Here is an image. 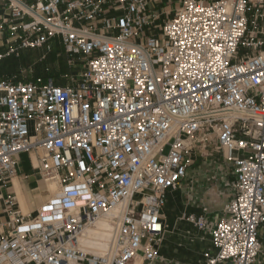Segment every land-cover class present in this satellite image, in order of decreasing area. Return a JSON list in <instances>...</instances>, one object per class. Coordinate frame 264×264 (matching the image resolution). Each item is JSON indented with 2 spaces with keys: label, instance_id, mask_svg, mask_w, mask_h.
Segmentation results:
<instances>
[{
  "label": "built area",
  "instance_id": "1",
  "mask_svg": "<svg viewBox=\"0 0 264 264\" xmlns=\"http://www.w3.org/2000/svg\"><path fill=\"white\" fill-rule=\"evenodd\" d=\"M1 1L0 63L52 52L58 38L73 83L0 77V264H154L167 192L191 153L213 146L232 165L235 195L212 231L217 252L200 264H257L264 0H181L168 11L160 0ZM22 153L58 186L28 212L9 192ZM104 219L106 251H86L83 232ZM188 220L207 227L205 215Z\"/></svg>",
  "mask_w": 264,
  "mask_h": 264
},
{
  "label": "crops",
  "instance_id": "2",
  "mask_svg": "<svg viewBox=\"0 0 264 264\" xmlns=\"http://www.w3.org/2000/svg\"><path fill=\"white\" fill-rule=\"evenodd\" d=\"M6 14V7L0 0V18ZM2 43L0 51L6 49V43ZM58 85L65 86L67 83ZM34 161L37 163L35 157ZM18 171L10 182L9 192L16 194L24 211L33 210L49 197L44 193L39 176L38 184L31 185L30 177H26L29 173L20 171L19 167ZM234 179L232 165L223 159L221 153H191V164L181 186L167 192L164 210L167 229L159 245L162 258L154 264H200L206 252H217L212 231L218 221L228 215L224 208L234 198ZM189 215H205L207 227L199 229L188 220ZM260 236L263 248L257 264H264V226L260 229ZM135 264L147 263L137 260Z\"/></svg>",
  "mask_w": 264,
  "mask_h": 264
},
{
  "label": "rangeland",
  "instance_id": "3",
  "mask_svg": "<svg viewBox=\"0 0 264 264\" xmlns=\"http://www.w3.org/2000/svg\"><path fill=\"white\" fill-rule=\"evenodd\" d=\"M180 1L181 0H160L157 5L165 11H168L177 7L180 4ZM157 31L160 32V29L158 28ZM51 44L53 45V50L49 53H47L44 48L27 49L21 53L19 60H15L16 62L14 64H12V58L5 59L0 63V75L2 69L3 71H7L8 69H13V67L17 66L18 68L14 71L13 75L17 76L19 79L36 80L38 77H41L45 81L52 80L56 85L73 83V69L68 63V55L65 52L64 46L58 38H55ZM0 46H3L2 41H0ZM81 66L82 63L79 62L76 68ZM30 126V133L34 134L32 122L30 123ZM168 148L169 147L165 149V152L168 151ZM210 152H216L214 146ZM19 170L31 175L29 178L31 185L38 184V176L32 168V163L28 153H23L19 157ZM42 183L47 184L45 182ZM43 190L45 195L49 194V188L43 187Z\"/></svg>",
  "mask_w": 264,
  "mask_h": 264
},
{
  "label": "bare ground",
  "instance_id": "4",
  "mask_svg": "<svg viewBox=\"0 0 264 264\" xmlns=\"http://www.w3.org/2000/svg\"><path fill=\"white\" fill-rule=\"evenodd\" d=\"M42 185L45 188L46 187L49 188V194H48L49 198L58 189L56 183H47V184L42 183ZM108 226H109L108 222L104 219L99 221L95 226L87 228L81 236V244L83 248L91 253L104 254L109 244L110 232Z\"/></svg>",
  "mask_w": 264,
  "mask_h": 264
},
{
  "label": "trees",
  "instance_id": "5",
  "mask_svg": "<svg viewBox=\"0 0 264 264\" xmlns=\"http://www.w3.org/2000/svg\"><path fill=\"white\" fill-rule=\"evenodd\" d=\"M12 59H13V63L12 64H14L17 60H19V58H14V57H12ZM16 60V61H15ZM17 66H15V67H13V69H8L7 71H3V69H2V71H1V75H0V77H7V76H12L13 75V73H14V71H16L17 70ZM46 77V76H45ZM48 77V76H47Z\"/></svg>",
  "mask_w": 264,
  "mask_h": 264
}]
</instances>
